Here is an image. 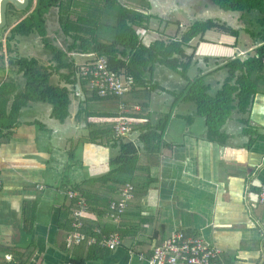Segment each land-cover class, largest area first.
Masks as SVG:
<instances>
[{"label": "crops", "instance_id": "0c3cea01", "mask_svg": "<svg viewBox=\"0 0 264 264\" xmlns=\"http://www.w3.org/2000/svg\"><path fill=\"white\" fill-rule=\"evenodd\" d=\"M125 1L131 4L129 6H139L136 0H121ZM36 3L37 0H33V8ZM149 5L142 12L150 15L158 7L162 13L152 14L157 16L152 19L165 22L169 18L163 15L170 11L203 15L205 6L220 7L213 0H206L201 10L195 9L190 0H185L183 5L178 4V0H149ZM228 12L243 16V12ZM26 14L23 13L21 19ZM45 17V36L37 34L32 39L17 34L7 53L6 37L17 23L8 20L6 26L11 25L1 36L6 57H34L44 67L53 66L55 62L46 38L67 55L74 54L68 50L71 38L61 27L59 9L52 8ZM242 20L246 24L247 19ZM173 22L177 21L170 20L168 24ZM55 24L57 27H53ZM137 28H142L137 31L145 44L158 39H152L154 32L150 28ZM183 31L163 39L180 36ZM240 37L209 29L203 38L194 37L185 47L188 54L195 50L188 74L203 76L210 95L221 90L230 78V69L224 64L231 57H243L255 47H241ZM208 56L209 61L205 60ZM62 73L63 70L51 71L49 84L67 95L63 116L54 114V106L47 99L28 100L13 115L9 110L14 94L7 112L0 114V125H5L0 129V247L27 250L32 246L34 251L26 264H81L91 245H69L72 242L67 239V231L60 226L61 216L73 200L67 191L74 189L80 196L83 192L105 196L110 192L108 189L118 185L115 180L119 177L112 172V160L120 146L113 140L90 138L92 123L108 121L113 116H100L106 112V107L98 103L84 104L85 96L79 83L71 82ZM9 74L8 70L1 71L0 86ZM10 76L17 85L15 92L24 90L26 83L22 74L11 73ZM153 78L160 87L151 92L148 99L150 121L155 124L170 113L160 140L151 141L148 148L139 137L144 129L136 125L122 137L132 141L138 149V162L131 178L150 183L146 188L140 184L123 220L126 228H137V233L134 239L127 236L117 248L109 249L100 257L87 258L82 264H156L150 259L157 242L153 239L154 233L159 227L164 231V238L180 229L203 236L207 242L222 248L225 264H263L264 202L257 199L264 185V92L254 95L248 113L233 110L220 128L222 141L209 133L206 117L196 112L193 102L181 101L173 107L174 100L172 102V95L169 100V93L184 89L186 79L182 75L157 64ZM230 81L235 83L236 79L230 78ZM162 87L166 91L160 90ZM124 97L129 98V95L126 93ZM145 119L135 118V122ZM79 185L80 190L75 188ZM142 188L145 191L140 193ZM118 193L117 190L110 192V197L114 199ZM30 208L34 217L28 230L25 221ZM88 213L84 217L85 227L103 229L116 225L106 215L98 217L93 211ZM140 242L149 243L151 249L144 244L138 246ZM5 254L12 255L11 252Z\"/></svg>", "mask_w": 264, "mask_h": 264}, {"label": "trees", "instance_id": "16d2710c", "mask_svg": "<svg viewBox=\"0 0 264 264\" xmlns=\"http://www.w3.org/2000/svg\"><path fill=\"white\" fill-rule=\"evenodd\" d=\"M136 1L139 2V6L134 7L122 3L121 0H37L33 10L11 29V33L7 37V50L11 51L9 41L12 38L14 39L17 34L25 36L39 34L45 36V16L52 8L57 7L59 9L61 27L64 33L71 38V42L67 46L68 50L74 54L67 55L63 49L52 43L50 38L45 37L46 45L53 54L52 61L55 62L53 66L51 65L52 67L42 66L34 57H6L5 53L2 52L3 44L2 42L0 43V71L8 70L10 74H22L26 83L24 90L15 92L17 91L15 90L17 85L15 86L14 77L9 74L2 81L0 86V114L7 112L8 105L12 99L11 95L14 94L9 110L13 115H16L17 111L28 100L47 99L54 106V114L63 116L66 113L67 95L49 84V75L55 69L56 71L63 70L62 75L71 82L77 81L79 83L85 96L84 104L96 105L98 103L106 107V112L100 116H113L109 117V122L105 119L101 120L102 122L92 123L90 125V138L92 140L99 138L108 139L116 142L115 144L118 143L120 146L119 153L112 160L114 164L112 172L119 177V179L115 180L118 185L107 191L111 193L116 190L119 191L127 182H130L135 187L134 197L128 202V206L121 214L118 224L115 223L116 225L103 228L101 233L94 232L91 226L85 227L84 225L78 229L88 236L97 238H101L102 234L116 231L122 238L121 243L127 236L134 239L137 233V228H133V230L128 229L129 227L126 228L123 220L126 218L130 204L136 198V191L140 184H143V188H146L150 183L136 182L131 178L138 162V155L136 154L138 149L132 141H126L122 138L123 135H119L115 131L113 118L120 114L130 117L132 119L129 124L130 129L135 127L134 125L141 130L144 129L139 137L148 144V148L149 145H152L151 141L160 140L168 123L170 113L163 115L155 124L150 121L151 112L149 111L150 104L148 99L150 93L160 87L159 83L155 82L153 78L155 65L162 64L174 69L186 79L184 89L179 93H169V100L171 95L172 102L174 100L173 107L181 101L193 102L196 106V112L206 117L209 133L215 134L216 138L222 141H224V137L220 133V128L233 110L237 109L243 114L248 113L254 95L258 91L264 92V0H213L224 10L243 12L241 19H245V16L249 15L251 17L249 21L253 23V27L251 25L244 27L245 33L253 37L255 42L257 41L252 53L247 52L243 57H231L224 64L230 69V78H235L236 81L232 83L229 78L223 88L215 95H210L207 92V85L203 76L196 75L191 77L188 74L190 66L193 65L191 62H193L195 50L188 54L185 47L189 46L190 41L194 37L200 36V38H203L209 29H217L239 38L241 28L233 27L215 18L197 19L190 23L180 36L170 37L167 40L158 38L147 45L139 36L136 26L149 29L151 19L157 16L146 15L142 12V10H147L150 7L149 0ZM169 22L170 20L167 19L166 24ZM108 28L112 31L110 35H107L105 31ZM75 54L79 55L83 61L79 62L75 58ZM100 57L107 59L106 66L110 71L128 82L126 93L129 98L125 99L124 96L108 93L101 95L98 86L92 85L91 70L94 69V65ZM210 59L211 57L209 56L205 58L208 61ZM2 79L3 77L0 75V81ZM160 90L166 91L164 88ZM122 101L125 102L126 106L123 112L120 111V103ZM139 117H146V119L143 122H135V118ZM4 126L1 123L0 129ZM152 147H150L151 150ZM80 187L79 185L75 188L80 190ZM143 188L140 193L145 191ZM71 190L75 191L74 189ZM110 192L105 196L89 195L83 192L86 196L87 210L93 211L98 217L106 215L110 201L113 199L110 197ZM77 202L78 198H74L60 219V226L67 231V234L75 231V227L72 224V211L80 207ZM33 217L34 213L30 208L27 211L25 221L28 230L32 227ZM177 231H182L186 236H200L181 229ZM163 232L160 227L155 230L153 239L157 240L156 245L172 236L171 234L164 238ZM74 244L71 243L69 245ZM85 244L87 243L83 241L78 245L84 247ZM137 244L138 246L144 244L148 247V250L151 249L149 243L140 242ZM154 248L152 249V254ZM26 249H2L0 247V264H26V259L32 256L34 248L29 246ZM109 249L108 247L97 245V243L91 244L89 254L86 257L84 255L80 262L82 264L87 258L100 257L107 253ZM6 252H11L13 259H6ZM215 262L225 264L221 256Z\"/></svg>", "mask_w": 264, "mask_h": 264}, {"label": "built area", "instance_id": "2783aa9c", "mask_svg": "<svg viewBox=\"0 0 264 264\" xmlns=\"http://www.w3.org/2000/svg\"><path fill=\"white\" fill-rule=\"evenodd\" d=\"M107 59L100 57L91 70V83L98 86L101 95L116 94L125 96L128 89V82L121 76L110 71L107 66ZM125 102L120 103V111L125 110ZM110 119V118H109ZM131 118L120 114L113 118L115 131L119 135H126L129 130ZM1 188V180H0ZM134 185L126 183L120 188L118 196L110 201L109 209L106 216L118 224L121 219V214L128 206V202L134 197ZM67 195L74 199L78 198L80 207L73 210V227L75 231L68 234L67 239L69 243L79 244L85 241L88 245L95 244L114 249L121 243L122 238L116 231L108 234H102L101 238L95 236H88L86 233L81 232L78 228L83 227L86 223L84 217L88 216L87 203L84 196L78 195L75 191H67ZM259 202H264V185L261 187L258 194ZM94 232L101 233L100 227L94 228ZM222 248L213 245L203 236H186L182 231H177L164 239L153 250V255L150 261L156 264H220L215 262L222 254ZM5 258L12 259L11 254H5ZM214 261V262H213Z\"/></svg>", "mask_w": 264, "mask_h": 264}, {"label": "rangeland", "instance_id": "374dc122", "mask_svg": "<svg viewBox=\"0 0 264 264\" xmlns=\"http://www.w3.org/2000/svg\"><path fill=\"white\" fill-rule=\"evenodd\" d=\"M127 5H131L129 3H127L126 1L123 2ZM133 6V5H132ZM207 8H205V15L203 14L200 15L201 16V19H207V18H213L215 17V19L221 21V22H225L226 24H234L237 28H241V39H240V43H242V46L241 47H244L243 45H247L249 47L253 46L254 45L256 46L257 45V42H255L254 39H252V37L250 35H248L247 33H245V29L244 27H249L251 25V27H253V23H251L249 21V18H251L249 15L245 16L247 21L249 22H246V24L243 23V20L241 19V16L237 17L236 14L232 13V12H228V10H224L220 7L218 8H214L213 6H206ZM33 8V6H32ZM158 12L162 13L160 10H157ZM167 12V11H166ZM23 13V12H21ZM21 13H19V15H21ZM165 17L163 18H169V20H174V21H177L176 23H170V24H167L165 25V21L163 20H160V19H151V22H150V29L152 30V32H154V36L152 37V39H156V38H165L167 37L168 35L171 36V35H174L176 32H178L179 30H186L187 26L192 23L193 21H195L194 19H189V17H187V15L185 14V12L183 11H176V12H172L170 11L169 12V15L168 13H166L165 15H163ZM177 17L179 18V23L181 24V22L183 23L182 26H180L178 24V20H177ZM9 20V23H11V21H14L13 19H10L8 18ZM240 21V22H239ZM54 23H56V21H54ZM169 25V26H168ZM168 26V27H166ZM53 27H57V24H55V26ZM255 27V26H254ZM256 27H258L256 25ZM255 27V28H256ZM5 27L0 29V41H1V36L3 34V32L5 31ZM138 31H142V28H137ZM107 35H110L112 33L111 29L108 28L105 30ZM156 33V35H155ZM158 34V35H157ZM30 38L34 39L35 38V35L34 36H30ZM255 42V43H254ZM249 47H246V48H249ZM249 51L253 52V49H249ZM2 52H4V48L2 50ZM38 54L37 55H40L41 54L39 52H37ZM78 58V61L79 62H82V58L79 56V55H75ZM43 58H45V56L42 55ZM193 69V68H192ZM194 72V71H193ZM1 73V71H0ZM192 73V72H191ZM190 73V74H191Z\"/></svg>", "mask_w": 264, "mask_h": 264}, {"label": "flooded vegetation", "instance_id": "af4514ba", "mask_svg": "<svg viewBox=\"0 0 264 264\" xmlns=\"http://www.w3.org/2000/svg\"><path fill=\"white\" fill-rule=\"evenodd\" d=\"M184 2H185V0H178V4H180V5H183L184 4ZM190 2L191 3H193V7L196 9L197 8V10H198V7H199V9H200V7H201V5L202 4H204L205 2H206V0H190ZM205 8H206V6H205ZM159 8L157 7L156 8V12H154L153 11V13H151V14H154V13H160V12H158L157 10H158ZM31 10H33V8L32 9H30V7L28 8V9H26V10H24V11H21V12H23V13H26L27 12V14L26 15H28L30 12H31ZM201 10V9H200ZM21 12H18V11H15L14 9H13V7L10 5L9 6V10H8V13H7V22H8V18H10V19H14V22L16 23H19L21 20H23V19H21V17H22V15H23V13H21ZM19 13H21V15H19ZM168 13V12H167ZM186 15H188V16H190V17H192V19L194 18H197V16H200V15H198V13L196 12V13H185ZM157 15H159V14H157ZM168 15H169V13H168ZM205 15V14H204ZM187 16V17H188ZM203 16V15H202ZM168 18H170V17H168ZM211 18V17H210ZM213 18H215V17H213ZM21 19V20H20ZM177 19H179L178 17H177ZM20 20V21H19ZM16 23V24H17ZM11 24H9L8 23V25L5 27V29H7V27H9ZM13 28V27H12ZM36 36H38L37 34H35ZM9 36V35H8ZM7 36V37H8ZM35 36V37H36ZM7 37H6V39H7ZM13 38L9 41V44H10V47L12 48V42H13ZM1 42H2V40H1ZM0 42V43H1ZM3 50V49H2ZM38 50V49H37ZM9 51L7 50V53H8ZM25 57H27V56H25ZM29 58V57H28Z\"/></svg>", "mask_w": 264, "mask_h": 264}, {"label": "water", "instance_id": "95a60500", "mask_svg": "<svg viewBox=\"0 0 264 264\" xmlns=\"http://www.w3.org/2000/svg\"><path fill=\"white\" fill-rule=\"evenodd\" d=\"M30 4L31 0H0V29L7 24V13L10 5L15 11L21 12L28 9Z\"/></svg>", "mask_w": 264, "mask_h": 264}, {"label": "clouds", "instance_id": "9594fccd", "mask_svg": "<svg viewBox=\"0 0 264 264\" xmlns=\"http://www.w3.org/2000/svg\"><path fill=\"white\" fill-rule=\"evenodd\" d=\"M32 5H33V3H32V1H31V4H30V9L32 8ZM197 20V19H196ZM1 42V41H0ZM5 56H6V53H5ZM120 190V189H119Z\"/></svg>", "mask_w": 264, "mask_h": 264}]
</instances>
